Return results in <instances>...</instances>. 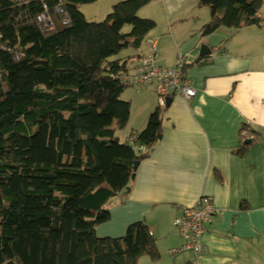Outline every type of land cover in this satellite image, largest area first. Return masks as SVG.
I'll return each mask as SVG.
<instances>
[{
  "label": "trees",
  "instance_id": "obj_1",
  "mask_svg": "<svg viewBox=\"0 0 264 264\" xmlns=\"http://www.w3.org/2000/svg\"><path fill=\"white\" fill-rule=\"evenodd\" d=\"M95 1L0 0V264L161 258L145 221L119 237L96 232L111 218L110 199L130 194L134 164L161 138L167 106L149 115L138 147L121 139L131 103L120 76L134 68L121 53L140 50L157 23L138 15L152 0L119 1L105 20L90 21L79 6ZM45 3L52 29L38 20ZM198 4L212 15L204 35L264 25V0Z\"/></svg>",
  "mask_w": 264,
  "mask_h": 264
},
{
  "label": "crops",
  "instance_id": "obj_2",
  "mask_svg": "<svg viewBox=\"0 0 264 264\" xmlns=\"http://www.w3.org/2000/svg\"><path fill=\"white\" fill-rule=\"evenodd\" d=\"M198 1L154 0L160 16L146 18L157 28L140 50L129 48L121 55L135 67L155 41L158 64L189 61L186 73L196 94L176 96L163 110L161 138L140 162L128 197L110 199L111 218L96 232L119 237L130 224L145 221L161 258L144 256L140 264H264V25L204 35L212 15ZM203 42L212 47L210 55L200 56ZM152 91L136 94L141 98L137 115L145 116L125 140L146 126L156 108ZM131 118L132 108L128 122ZM201 195L214 199L218 213L198 253L182 248L174 218Z\"/></svg>",
  "mask_w": 264,
  "mask_h": 264
},
{
  "label": "built area",
  "instance_id": "obj_3",
  "mask_svg": "<svg viewBox=\"0 0 264 264\" xmlns=\"http://www.w3.org/2000/svg\"><path fill=\"white\" fill-rule=\"evenodd\" d=\"M56 12L63 13L62 5L59 4L56 7ZM63 16L65 21H68L66 14ZM38 20L43 22L44 27L48 29L55 27L54 20L48 13L46 3L44 4V11L38 16ZM155 52L156 42L152 40L150 42V53L142 56L130 72L124 73L120 77L137 91L153 87L160 107H166L169 97L193 98L196 89L186 73V66L189 61L179 58L174 67H167L156 62ZM136 138L137 134H131L128 138L129 144L138 147L135 144ZM217 213L218 209L214 199L206 195H201L193 204L184 205L180 208L174 218V225L183 239V249L194 250L198 253L203 252L205 249L203 237ZM176 251L178 249L171 250V252Z\"/></svg>",
  "mask_w": 264,
  "mask_h": 264
},
{
  "label": "rangeland",
  "instance_id": "obj_4",
  "mask_svg": "<svg viewBox=\"0 0 264 264\" xmlns=\"http://www.w3.org/2000/svg\"><path fill=\"white\" fill-rule=\"evenodd\" d=\"M119 1H122V0H96L95 2H92V3L81 4L79 6V9L84 13V15L86 16V18L88 20H90V21H103L107 18L108 14L112 11V6ZM153 1L154 0H152V2H150L151 4L149 3V4H147V6H144L143 8H141L139 10L140 12L138 13V15L140 17L146 18L149 15H152V16L158 15V17L160 16V14H158L156 11V4L157 3L153 2ZM159 7H160V5H159ZM161 26L162 25L160 23L159 28ZM131 29H132V26L130 24H126L123 28V31L126 33H129L131 31ZM123 52L121 53V55L123 54ZM147 89L149 91L151 90V93H153V91H152V90H154L153 87H149ZM137 93H138L137 89H135L133 86L130 85L124 90V92L121 95L122 99L128 100L131 103V108H132L131 122H128L129 124H127V126L122 131L121 130L119 131V135L121 132L122 136L120 135V137L122 140L126 139V137L129 135L130 131H132L133 127L138 125V123H140L142 118L145 116V114L143 112H142L141 116L137 115L138 113L141 112V111H139V106H138L141 98L138 95H136ZM138 132H141V130L139 129ZM175 228L179 232V230L177 229L176 226H175ZM103 237H106V236H103ZM141 259H140V261H141Z\"/></svg>",
  "mask_w": 264,
  "mask_h": 264
},
{
  "label": "water",
  "instance_id": "obj_5",
  "mask_svg": "<svg viewBox=\"0 0 264 264\" xmlns=\"http://www.w3.org/2000/svg\"><path fill=\"white\" fill-rule=\"evenodd\" d=\"M211 53H212V47H211L209 44L203 42V43L201 44L200 56H207V55H210ZM173 100H174L173 97H169V98L167 99L166 106H170L171 103L173 102ZM251 141H252L251 138H248V139L245 140L246 143H250ZM140 162H141V161H136L135 164H134V172H133V174H132V177H133V178L136 177V171H137V169H138V166L140 165ZM130 189H131V187H128V190H129V191H130Z\"/></svg>",
  "mask_w": 264,
  "mask_h": 264
}]
</instances>
